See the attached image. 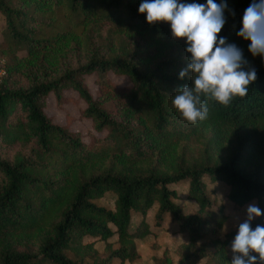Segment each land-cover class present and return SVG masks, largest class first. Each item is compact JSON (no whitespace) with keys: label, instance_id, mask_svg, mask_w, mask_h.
<instances>
[{"label":"trees","instance_id":"16d2710c","mask_svg":"<svg viewBox=\"0 0 264 264\" xmlns=\"http://www.w3.org/2000/svg\"><path fill=\"white\" fill-rule=\"evenodd\" d=\"M140 2L0 0V264H124L151 230L152 207L156 227L168 218L186 236L174 264H230L236 228L216 235L226 215L211 207L205 180L223 182L233 204L264 210V61L236 35L251 0H226L235 14L225 10L218 36L243 50L258 78L227 107L209 102L196 124L171 103L192 83L191 73L179 78L185 39L169 23H147ZM49 93L58 107L78 103L85 132L45 112ZM179 183L194 211L176 201ZM105 193L111 207L96 201Z\"/></svg>","mask_w":264,"mask_h":264},{"label":"clouds","instance_id":"9594fccd","mask_svg":"<svg viewBox=\"0 0 264 264\" xmlns=\"http://www.w3.org/2000/svg\"><path fill=\"white\" fill-rule=\"evenodd\" d=\"M228 9L226 0L220 3L181 2V0H141L138 12L145 14L146 22L170 24L174 39H185L187 64L179 72L183 79L191 73L192 83L175 89L172 106L191 124L204 121L209 116V102L225 107L237 97L248 95L249 87L258 76L245 59L243 50L227 38L218 36ZM233 15L231 9H228ZM241 28L236 33L250 41L248 51L264 61V0H251L244 10ZM264 216L257 203L246 205L243 219L235 214L233 226L236 234L228 245L230 264H264V224L252 222Z\"/></svg>","mask_w":264,"mask_h":264},{"label":"rangeland","instance_id":"374dc122","mask_svg":"<svg viewBox=\"0 0 264 264\" xmlns=\"http://www.w3.org/2000/svg\"><path fill=\"white\" fill-rule=\"evenodd\" d=\"M3 18L0 14V24L2 23ZM4 57L0 55V64L3 62ZM2 67V66H1ZM91 75L87 76V83L92 86L91 82ZM117 82L120 81V78L117 77ZM63 94L67 96H76V92L73 89L67 88L63 90ZM78 103L74 101H68L62 103L61 107L56 106L54 101L53 94L49 93L46 97V103H45V112L47 114H50L53 116V118L57 122H64L67 117H69L70 123L69 127L71 129H79L83 132L87 130L89 127L88 122L84 119L79 118L78 115V109H77ZM104 131L100 132V135L103 134ZM205 186L206 190L208 192V195L210 199L212 200L211 207L214 208L216 206H221L223 208V211L226 215L225 220L221 224L220 228L218 229L216 235L220 238H223L224 233L228 230H231L235 228L233 226V219L232 217L235 214H239L241 216V219H243V212L249 203L254 202V200L249 201L248 203H245L243 205H235L233 204L229 199L225 196L226 191V185L223 182H215V183H209L205 180ZM176 191L178 198H176V201L181 204L183 207V210L185 212H191L196 209V204L193 200L187 199L185 197V184L179 183V184H172ZM104 196L100 199H97L96 201L107 206H112V196H110V193L103 194ZM154 207L148 209L146 214V220L148 222V225L150 226V232L149 234L145 235L142 238H138L135 240L136 243V249L138 251V256L133 260H125L124 264H157L158 262H161L163 264H174L178 258V246L180 243L186 241L185 234L179 233L174 231V226L169 219L165 218L163 221V224L161 228L156 227L157 225L154 224ZM138 217H136L135 214H132L131 222L134 224L137 221ZM236 234V231H235ZM230 239V241L234 238ZM112 243H115L114 237L110 239ZM200 240H198L199 242ZM230 243V242H229ZM94 245L101 249L103 246V241L97 240ZM229 245V244H228ZM228 245L226 246L225 250L227 255L231 258L230 252L228 250ZM206 258H201L197 261L196 264H203ZM115 264V263H114Z\"/></svg>","mask_w":264,"mask_h":264},{"label":"built area","instance_id":"2783aa9c","mask_svg":"<svg viewBox=\"0 0 264 264\" xmlns=\"http://www.w3.org/2000/svg\"><path fill=\"white\" fill-rule=\"evenodd\" d=\"M1 73H3V69L2 68H0V75H1Z\"/></svg>","mask_w":264,"mask_h":264}]
</instances>
